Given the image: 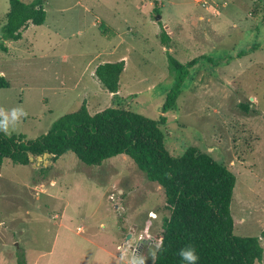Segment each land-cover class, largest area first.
Returning <instances> with one entry per match:
<instances>
[{
  "label": "rangeland",
  "instance_id": "rangeland-1",
  "mask_svg": "<svg viewBox=\"0 0 264 264\" xmlns=\"http://www.w3.org/2000/svg\"><path fill=\"white\" fill-rule=\"evenodd\" d=\"M35 1L43 3L44 25H29L21 40L2 42L10 5L0 0V70L10 83L0 90L1 130L29 142L83 103L91 115L112 108L114 98L93 73L100 64L124 61L121 107L160 122L172 156L194 148L226 166L237 179L230 207L234 235L261 238L264 0H23ZM167 52L181 64L198 62L177 109L164 114L174 88ZM14 109L26 115L13 119ZM169 216L163 190L125 155L100 167L85 166L73 154L42 168L37 158L29 166L4 161L0 264H18L21 257L26 264H131L140 258L153 264Z\"/></svg>",
  "mask_w": 264,
  "mask_h": 264
},
{
  "label": "trees",
  "instance_id": "trees-1",
  "mask_svg": "<svg viewBox=\"0 0 264 264\" xmlns=\"http://www.w3.org/2000/svg\"><path fill=\"white\" fill-rule=\"evenodd\" d=\"M10 10L1 29V41H19L29 26H42L46 21L43 3L9 0ZM164 46L169 37L160 34ZM3 45V44H2ZM169 49V48H168ZM7 53V48L2 46ZM174 88L167 96L163 113L174 112L190 68L198 60L181 64L167 52ZM124 61L103 63L95 69L100 86L113 95L114 106L91 115L86 103L74 113L58 119L50 131L34 141L7 136L0 128V170L4 161L16 166H29L30 157L49 153L55 162L73 154L88 167H100L106 161L127 156L148 182L164 192L169 218L163 220V233L156 238L163 248L157 249L153 264H191L181 251L194 249L196 264H256L263 261L261 238L234 235L231 203L236 176L211 155L189 148L174 157L166 148L161 123L123 109L118 96ZM10 83L0 70V90ZM249 113V106L242 105ZM1 119V118H0ZM164 121V119H163ZM47 169H41L46 172ZM18 264H26L23 257Z\"/></svg>",
  "mask_w": 264,
  "mask_h": 264
},
{
  "label": "clouds",
  "instance_id": "clouds-1",
  "mask_svg": "<svg viewBox=\"0 0 264 264\" xmlns=\"http://www.w3.org/2000/svg\"><path fill=\"white\" fill-rule=\"evenodd\" d=\"M22 115H26V113L23 112V110L21 109H14L12 111V118L16 119L18 116H22ZM6 120L7 117L5 118V123L3 124V127L6 128L7 124H6ZM159 248H163V241L161 240L160 244L158 245ZM194 249H189L188 251H181V256H183L186 260L190 261L191 264H196V261H198L199 257L198 255H194ZM131 264H144V260L143 258H140L138 261L137 260H133L131 262Z\"/></svg>",
  "mask_w": 264,
  "mask_h": 264
},
{
  "label": "water",
  "instance_id": "water-1",
  "mask_svg": "<svg viewBox=\"0 0 264 264\" xmlns=\"http://www.w3.org/2000/svg\"><path fill=\"white\" fill-rule=\"evenodd\" d=\"M156 20H157V21L160 20V17H158ZM52 158H53V156H52L51 154H49V153L44 154L42 157H38V158H37L38 161H45V162H46L45 165H39V167H40V168L45 167V166L47 167L48 164H49V162H50V160H51ZM34 159H35V158L30 157L29 160H30V162H33ZM128 238H129V236H128Z\"/></svg>",
  "mask_w": 264,
  "mask_h": 264
},
{
  "label": "crops",
  "instance_id": "crops-1",
  "mask_svg": "<svg viewBox=\"0 0 264 264\" xmlns=\"http://www.w3.org/2000/svg\"><path fill=\"white\" fill-rule=\"evenodd\" d=\"M95 73V72H94ZM93 73V75H94V77H95V74ZM111 96L113 97V95L111 94ZM118 96L120 97L121 96V93L119 92L118 93ZM122 97V96H121ZM46 164V162L45 161H38L37 160V165L39 166V165H45Z\"/></svg>",
  "mask_w": 264,
  "mask_h": 264
},
{
  "label": "flooded vegetation",
  "instance_id": "flooded-vegetation-1",
  "mask_svg": "<svg viewBox=\"0 0 264 264\" xmlns=\"http://www.w3.org/2000/svg\"><path fill=\"white\" fill-rule=\"evenodd\" d=\"M128 236H129V238H128ZM128 236H127V240H129L132 237V234H129ZM142 249H143V245L139 244L138 251L140 252Z\"/></svg>",
  "mask_w": 264,
  "mask_h": 264
}]
</instances>
